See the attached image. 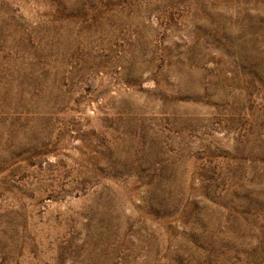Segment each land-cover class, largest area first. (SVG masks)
Returning a JSON list of instances; mask_svg holds the SVG:
<instances>
[{"label": "rangeland", "instance_id": "1", "mask_svg": "<svg viewBox=\"0 0 264 264\" xmlns=\"http://www.w3.org/2000/svg\"><path fill=\"white\" fill-rule=\"evenodd\" d=\"M0 264H264V0H0Z\"/></svg>", "mask_w": 264, "mask_h": 264}]
</instances>
